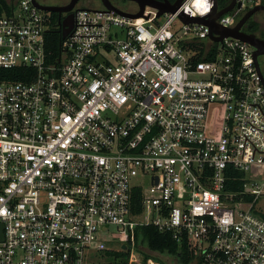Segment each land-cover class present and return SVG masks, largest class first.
<instances>
[{
    "label": "built area",
    "instance_id": "obj_1",
    "mask_svg": "<svg viewBox=\"0 0 264 264\" xmlns=\"http://www.w3.org/2000/svg\"><path fill=\"white\" fill-rule=\"evenodd\" d=\"M245 2L264 5L235 0L216 22L233 26ZM210 10L182 0L129 18L77 6L63 37L68 14L31 0L0 15V69L26 68L0 80V264H107L110 224L128 264H144L135 229L148 225L193 264H264L253 180L264 170V83L249 44L179 18ZM228 166L244 173L242 191L224 190Z\"/></svg>",
    "mask_w": 264,
    "mask_h": 264
},
{
    "label": "water",
    "instance_id": "obj_2",
    "mask_svg": "<svg viewBox=\"0 0 264 264\" xmlns=\"http://www.w3.org/2000/svg\"><path fill=\"white\" fill-rule=\"evenodd\" d=\"M78 1L79 0H69L66 4L57 5V4H44L38 0H31L32 4L37 8L44 11L56 12V13L71 11ZM99 1H100V5L106 8L107 10H113L129 18L141 17L143 15V11L145 7L156 9L157 16L163 14L164 12H175L182 2V0H174L172 2L169 0H128L134 2L137 6V8L134 11H128L116 7L115 5H113V3H111L110 0H99ZM234 5H235V0H229V2L225 6L219 8L218 0H211V10L206 15L190 17L186 14L179 13V18L184 22H198L205 24L209 28L208 37L213 41H221L222 38L224 37H233L249 44L253 48V58H254L255 66L259 74L261 75L262 81L264 83V77L261 72L259 60H258L259 56L264 55V39L260 38L254 32H246L242 29L247 19L253 13H256L257 11H264V5L258 4L248 8L231 27L220 26L216 22V18L219 15L231 10L234 7ZM239 6L240 5L237 4V7ZM62 24L65 25V28L62 31V37H63L67 34L71 26V13H68L65 19L62 20ZM0 238H1V234H0ZM124 248L125 245L122 246V249Z\"/></svg>",
    "mask_w": 264,
    "mask_h": 264
},
{
    "label": "trees",
    "instance_id": "obj_3",
    "mask_svg": "<svg viewBox=\"0 0 264 264\" xmlns=\"http://www.w3.org/2000/svg\"><path fill=\"white\" fill-rule=\"evenodd\" d=\"M174 1V0H169ZM229 0H218L219 8L225 6ZM12 5L9 4L7 0H0V15L1 14H10L12 11ZM56 15L52 13V18H55ZM51 39L50 48L56 52L58 50L59 44V34L56 30L50 31L49 33ZM262 38L261 36H259ZM264 39V38H263ZM26 71L25 67H15L10 69H0V80L10 79V80H20L22 77L20 75L21 72ZM226 181L224 185V190L230 193H236L238 191L243 190V182L245 180L244 173L242 171H238L230 166L225 169ZM239 195H235L234 198L237 199ZM243 200L250 201L252 200V196L246 193H242ZM140 199L141 192L140 189H135L132 192L131 197V207L139 210L140 209ZM256 213L264 219V213H260L256 211ZM142 237V240L146 243L147 247L150 250L154 251H168L171 253H176L181 261L185 264L189 263L193 256L192 253L187 249L185 245L177 244L171 237L169 233H164L158 231L153 226H138L135 229V242H138V239ZM106 252L108 256L116 257L117 259H121L117 261V264H128V251L119 250V251H103ZM114 264V263H113Z\"/></svg>",
    "mask_w": 264,
    "mask_h": 264
},
{
    "label": "rangeland",
    "instance_id": "obj_4",
    "mask_svg": "<svg viewBox=\"0 0 264 264\" xmlns=\"http://www.w3.org/2000/svg\"><path fill=\"white\" fill-rule=\"evenodd\" d=\"M9 4H14L17 0H7ZM44 2H47L49 4H62L65 3L68 0H43ZM77 6H86V7H92V8H97L100 7V1L99 0H80L77 3ZM253 3L251 2H245L242 6V13H244L248 8L252 7ZM128 8H130V10L134 11L137 6L136 5H131ZM242 15V14H241ZM254 18H256L261 26L264 25V13L263 11H257L255 13ZM163 20V17H160L158 19L159 22H161ZM181 24H177V26H180ZM259 36V35H258ZM259 60V65H260V69L261 72L263 74L264 77V55L259 56L258 58ZM253 180H255L258 184H263V189H264V170L261 173V176L259 178H254ZM254 209L260 213H264V190L263 193L261 195L258 196L256 203L254 204ZM104 232L103 235L104 236H108V232H111V235L109 236V242L107 244V251H119V246L117 244V242L119 241V235L117 230L116 225H108L107 229H102ZM117 241V242H114ZM136 245L138 247V250L140 252V257H141V261L142 263H146V261L148 259H151L152 264H185L181 261L180 257L176 254V253H171L168 251H154V250H150L146 243L144 242V240H142V237L140 236V238L138 239V242H136ZM94 258L100 259V255L97 253L95 255ZM121 259H117L116 257L113 256H108L106 254V252H102L101 253V262L107 263V264H117V261H119ZM193 260L192 259L189 263L187 264H193Z\"/></svg>",
    "mask_w": 264,
    "mask_h": 264
},
{
    "label": "flooded vegetation",
    "instance_id": "obj_5",
    "mask_svg": "<svg viewBox=\"0 0 264 264\" xmlns=\"http://www.w3.org/2000/svg\"><path fill=\"white\" fill-rule=\"evenodd\" d=\"M40 1L41 3H44V4H49L47 2H44L43 0H38ZM69 1V0H68ZM68 1H66L65 3H62V4H58V5H63V4H66ZM80 1V0H79ZM78 1V2H79ZM111 3H113V5H115L116 7L120 8V9H123V10H128V11H132L130 10V8H128L129 6L131 5H136L134 2H131V1H128V0H110ZM77 2V3H78ZM77 7V4L74 6V8ZM55 15H56V18L57 19H61L63 18V16L67 13H70L69 12H62V13H56V12H53ZM264 13V11H263ZM243 15V13H242ZM240 15L238 17V19L242 16ZM255 16V13H253L248 19L247 21L245 22V24L243 25V30L246 31V32H254L256 33L257 35L261 36L262 38H264V25L261 26L260 22L254 18ZM237 19V20H238Z\"/></svg>",
    "mask_w": 264,
    "mask_h": 264
}]
</instances>
